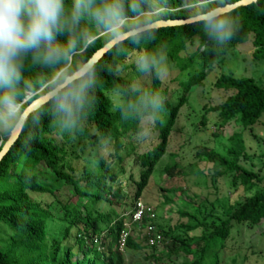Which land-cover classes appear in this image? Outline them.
<instances>
[{"label":"trees","instance_id":"1","mask_svg":"<svg viewBox=\"0 0 264 264\" xmlns=\"http://www.w3.org/2000/svg\"><path fill=\"white\" fill-rule=\"evenodd\" d=\"M238 1L231 0V4ZM66 3L70 5L71 0ZM231 12L238 28L226 51L206 44L202 31L192 24L160 28L155 40L140 46L144 51L163 47L173 68L185 74L181 77L184 81L171 77L168 85L161 84V80L143 78L146 88L162 93L167 109L163 122L153 127L157 137L152 139H157V143L150 150L139 153L124 145L123 136L127 132L133 136L135 124L122 121L110 106L109 96L113 91L137 79L129 57L135 49L127 44L125 53L112 48L97 62L99 82L92 112L78 133L65 136L56 132L48 115L42 116L39 125L20 133L0 162V264H128L123 252L143 249V242L147 243L153 235L148 232L141 242L136 241L125 232L124 220L128 217L131 221L138 199L166 152L178 110L187 104L189 94L202 85L211 68L240 44L249 41L253 59L264 61V0H259V6L250 4ZM166 20L186 19L173 8ZM84 26L91 27L86 22ZM92 31L95 45L86 53L90 58L106 45L104 36L97 37V30ZM58 39L62 41L63 37ZM117 63L125 67L120 75L114 76L111 69ZM45 71L29 67L25 76L35 79ZM214 88L229 93L222 103L208 110L218 115L217 128L222 129L236 119L243 129L250 130L264 118V86L254 79L222 74ZM38 90L25 92L23 99L26 93L34 94ZM178 90V100L172 105L168 99L177 95ZM201 124H206V117H202ZM7 139L0 137V149ZM76 142L88 146L87 158L86 147L81 145V149H76L73 145ZM104 142H107L106 155L100 149ZM229 142L226 155L209 151L202 156L197 154L198 158L212 165L215 178L230 176L231 191L241 187L251 195L243 202H236L218 224L207 223L198 208L196 215L182 212L180 215L188 218L189 223L172 230H181L187 238L172 239L165 246L168 260H163V254L152 252L146 257V264H177L170 257L180 255V264H219L220 254L238 229H260L259 236L264 237V177L239 165L240 158H245L241 135L231 136ZM262 159L263 167L264 153ZM178 168L175 163L167 166L165 175L173 177ZM120 176L126 177L131 192L124 193L120 187L114 189ZM50 178L54 187L48 182ZM55 189L67 197L64 203L55 195ZM102 204L107 208L105 211L100 209ZM113 205L122 207L123 213L114 211ZM196 230L198 236H189ZM164 239L161 236V242Z\"/></svg>","mask_w":264,"mask_h":264},{"label":"clouds","instance_id":"2","mask_svg":"<svg viewBox=\"0 0 264 264\" xmlns=\"http://www.w3.org/2000/svg\"><path fill=\"white\" fill-rule=\"evenodd\" d=\"M259 6V0H250ZM231 0H0V137L11 138L39 125L48 115L52 128L65 136L78 133L88 120L98 86V63L86 55L95 32L117 53L134 48L131 69L137 79L115 89L110 106L122 121L135 124L133 139L144 143L166 114L165 97L146 88L143 78L162 80L169 73L163 47L141 50L156 39L159 25L173 8L204 35V42L226 51L237 32ZM91 27H86L84 24ZM58 37H63L61 41ZM29 67L46 70L29 80ZM123 64L111 71L118 76ZM41 89L46 104L26 114L25 92ZM19 138V137H18Z\"/></svg>","mask_w":264,"mask_h":264},{"label":"rangeland","instance_id":"3","mask_svg":"<svg viewBox=\"0 0 264 264\" xmlns=\"http://www.w3.org/2000/svg\"><path fill=\"white\" fill-rule=\"evenodd\" d=\"M102 35L97 30V37ZM252 55L253 48L249 41L240 44L235 50L226 54L220 64L211 68L202 81V85L189 94L187 104L178 110L176 121L167 141L166 152L155 166L148 186L137 201V203L153 209L154 218L151 220L144 218L145 220L142 222L132 219L130 221L128 217L124 220L125 232L136 241L141 242L147 236L148 227H152L154 234L165 239L153 246L155 248L148 246V240L147 243L143 242V249L139 251L123 252L124 259L128 264H146V257L152 252L155 255L163 254V260H168L165 246L172 239L181 240L186 237L181 230H172L180 224L189 223L188 218L180 215L182 212L196 215L195 210L198 208L207 223L218 224L226 218L227 211L236 202H243L246 197L251 195V192H244L241 187L234 192L231 191L229 185L231 177L215 178L212 165L200 160L197 154L202 156L206 152L213 151L224 156L230 147L229 138L240 134L244 140L245 158H240L239 165L264 177V166L262 167L264 118L250 130L243 129L236 119L230 120L222 129H219L216 126L219 122L218 115L208 111L222 103L229 94L214 88L215 82L222 74H230L235 78H252L259 85L264 86V61H256ZM183 75H185L184 72L179 74L169 64V73L161 80V84L168 85L171 77L182 79ZM183 79L185 80V78ZM40 93L41 89L34 94L26 93L22 102L26 103L36 96L35 99L39 97ZM179 93L180 90L176 92L177 95L169 97L170 104L173 105L177 102ZM202 117H206L204 126L201 124ZM156 135L157 133H151L144 143L135 142L129 132L125 133L122 139H124V145L127 144L126 147L143 153L156 145L157 139H152ZM73 145L76 149H81L80 146L84 145L86 147L84 155L87 158L89 148L84 142H76ZM106 146L107 142L100 146V149H104L101 152L102 155L107 154ZM121 156L124 157L125 152H122ZM173 163L179 168L173 177L168 178L164 171L167 166ZM126 169L128 168L126 167ZM48 182L54 187L52 178ZM117 187H120L124 193L131 192L124 176H120L114 184V189ZM55 195L63 203L67 199L61 190L55 189ZM112 208L117 213L124 211L122 207L118 208L115 205ZM100 209L105 211L107 208L102 204ZM259 232L260 229L247 231L244 228L234 232L227 242L226 250L220 254L219 264H264V237L259 236ZM198 235V230L189 234V236ZM122 238H125V235ZM119 250L122 251L121 246ZM170 261L180 264L182 256L170 257Z\"/></svg>","mask_w":264,"mask_h":264},{"label":"water","instance_id":"4","mask_svg":"<svg viewBox=\"0 0 264 264\" xmlns=\"http://www.w3.org/2000/svg\"><path fill=\"white\" fill-rule=\"evenodd\" d=\"M250 0H240L234 4H230V7L225 9V11H233L240 7H245L250 5ZM189 24L186 20H166L162 24L159 25L160 28H166V27H177V26H183ZM112 49V45L106 44L101 49L97 50L91 57V60L95 63H97L105 53H107L109 50ZM47 97L46 96H39L33 101H31L26 108V114L34 112L35 110L39 109L43 105L46 104ZM20 133L17 135H13L11 138H8L7 141L3 144L2 148L0 149V162L3 159V157L6 155V153L10 150L12 145L16 142L18 139Z\"/></svg>","mask_w":264,"mask_h":264},{"label":"built area","instance_id":"5","mask_svg":"<svg viewBox=\"0 0 264 264\" xmlns=\"http://www.w3.org/2000/svg\"><path fill=\"white\" fill-rule=\"evenodd\" d=\"M143 218H147V219H153L154 218V212L153 209H151L150 207H145L143 204L141 203H136L135 206V210L132 216V220L133 221H137V222H141ZM148 232L151 233L153 235V237H150L149 240V245L153 246V245H158L160 243V236L154 234V232L152 231V227H148Z\"/></svg>","mask_w":264,"mask_h":264}]
</instances>
